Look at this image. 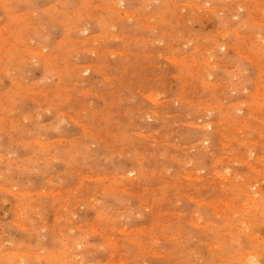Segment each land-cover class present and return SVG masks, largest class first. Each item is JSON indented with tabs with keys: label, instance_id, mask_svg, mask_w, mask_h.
Masks as SVG:
<instances>
[{
	"label": "rangeland",
	"instance_id": "1",
	"mask_svg": "<svg viewBox=\"0 0 264 264\" xmlns=\"http://www.w3.org/2000/svg\"><path fill=\"white\" fill-rule=\"evenodd\" d=\"M0 264H264V0H0Z\"/></svg>",
	"mask_w": 264,
	"mask_h": 264
},
{
	"label": "bare ground",
	"instance_id": "2",
	"mask_svg": "<svg viewBox=\"0 0 264 264\" xmlns=\"http://www.w3.org/2000/svg\"><path fill=\"white\" fill-rule=\"evenodd\" d=\"M97 179V178H96ZM253 200V199H252Z\"/></svg>",
	"mask_w": 264,
	"mask_h": 264
}]
</instances>
